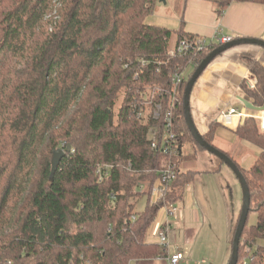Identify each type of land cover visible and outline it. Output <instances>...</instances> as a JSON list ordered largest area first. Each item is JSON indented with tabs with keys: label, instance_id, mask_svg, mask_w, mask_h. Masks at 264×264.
Segmentation results:
<instances>
[{
	"label": "trees",
	"instance_id": "1",
	"mask_svg": "<svg viewBox=\"0 0 264 264\" xmlns=\"http://www.w3.org/2000/svg\"><path fill=\"white\" fill-rule=\"evenodd\" d=\"M53 1L0 0V264L165 258L163 247L146 240L158 214L149 191L169 161L178 172L166 204L180 202L195 177L177 166L182 140L195 143L182 98L187 80L218 44L170 56L172 39L176 46L196 38L183 23L175 30L147 23L158 0H57L56 20L47 18ZM185 1L173 2L180 17ZM231 1L217 2L219 15ZM240 59L254 78L252 88L245 81L240 88L263 107L264 69L250 55ZM184 68L191 70L179 90L175 127L185 134L175 131L177 150L170 157L150 148L148 129L156 123L151 104L145 105L161 102L165 109L170 77ZM217 127L202 135L212 146ZM235 134L259 149L248 169L227 155L247 183L249 214H256L243 230L237 264H264V132L248 118ZM68 145L71 152L51 179L52 154ZM142 196L146 205L137 212Z\"/></svg>",
	"mask_w": 264,
	"mask_h": 264
},
{
	"label": "crops",
	"instance_id": "2",
	"mask_svg": "<svg viewBox=\"0 0 264 264\" xmlns=\"http://www.w3.org/2000/svg\"><path fill=\"white\" fill-rule=\"evenodd\" d=\"M220 1L186 0L179 27L183 23L184 31L193 35L196 40H209L211 42L213 37L216 36L217 38H250L264 42V5L251 0H232L223 13L219 15L217 2ZM173 47L175 45L171 44V49ZM242 55H250L264 69L263 48L251 45L231 48L215 58L205 69L194 85L190 97L191 116L198 132L204 135L212 124H218L219 127L215 131L212 144L224 153L225 150L238 142L235 131L242 124V120L234 118L230 125H222L219 122L220 113L230 108H234L241 113L245 108L240 100L244 99L251 102L240 88L241 83L244 81L249 87L254 85V78L250 74L249 66L240 59ZM246 114L255 117L259 113L246 110ZM256 154L258 155L259 151ZM257 155L247 153L240 157L239 162H235L242 169H248L254 163ZM207 160L213 163L210 158H207ZM223 166L217 164L215 171H206L204 175H207V178L201 176V172L193 171L196 172L195 177L184 188L182 200L176 203V213L170 216L163 212L157 214L153 223L155 232L161 225L168 223V234L172 230L179 231V235L185 238L187 243L191 241L190 238L193 232L194 239L204 234L206 226L211 228L208 219L210 211L209 194L220 191L215 185L212 188L211 183H206L205 180L210 182V179L214 178L215 175L223 173L234 182L229 176V170H226L227 168ZM220 187L221 192H226L228 198L230 197L231 203L230 209L226 206V210H222L220 219L225 224V230L222 232L221 242L219 241V250L224 258L223 264H227L229 260L227 252L230 250L229 240L235 216L232 204V192L234 191L227 186V181L224 186L220 185ZM236 193V201L234 202L239 205V193ZM154 229L152 232L148 231L146 237L148 243L156 244ZM169 243V253H181L178 251L179 247H172ZM155 261L159 262L160 260L155 259ZM180 264H187L184 256Z\"/></svg>",
	"mask_w": 264,
	"mask_h": 264
},
{
	"label": "rangeland",
	"instance_id": "3",
	"mask_svg": "<svg viewBox=\"0 0 264 264\" xmlns=\"http://www.w3.org/2000/svg\"><path fill=\"white\" fill-rule=\"evenodd\" d=\"M60 8L59 1L57 0L53 1V7L52 12L49 13V16L47 18H53L57 13V10ZM180 10L182 8L180 7ZM181 14L178 11V9H175L173 0H158L155 4L152 12L148 15L146 22L152 25H157L161 27H166L171 30H175L176 28H179V23L182 21L180 17ZM209 43V40L207 41ZM171 44H174V39L171 40ZM191 68H188L184 74L185 78L187 74L190 72ZM182 126V123L180 124ZM219 127V126H218ZM217 127V128H218ZM217 130V129H216ZM177 131L179 134L183 135L185 134L183 130L180 128L177 129L174 128V132ZM176 133V132H175ZM238 142L225 150V153L231 157L234 161L239 162L240 157H243L245 154L250 153L252 155H257L256 153L259 151L258 148L251 144L244 143L245 141H242L238 139ZM214 141V137L212 139V143ZM256 157V156H254ZM207 158H210V160L213 163H210V161L207 160ZM217 164L224 165L220 160H218L216 157L202 149L201 147L197 146L195 143L191 141L182 140V148H181V155L177 157V166L181 171H199L201 172V176H207L204 175L206 171H215ZM225 166V165H224ZM223 166V167H224ZM224 168H227L226 166ZM226 170H229L228 168ZM229 176L234 180V182L228 177L227 175H224L223 173H219L215 175L214 178L210 179V182L208 180H205L206 183H211V186L215 185L220 192H211L209 194V216L208 219L211 224V228L206 226V229L204 231V234L200 237H196L193 239V234L191 235V238L189 242H185V238H182L179 235V231L172 230L170 234H168V242L173 247H179L178 251L181 252L184 256V258L187 261V264H223L224 258L221 255L219 244L221 242L222 232L225 230L224 222H221V214L222 210H226L227 208L230 209L231 203H230V197L228 198V195L225 194L226 192H221V186H224L225 182L227 181V186L232 189L234 192H232V204L233 208L235 210V216H234V222L232 224L231 228V236L235 229L237 219L239 217L240 213V207H241V190L239 183L237 179L234 177V175L229 170ZM207 178V177H206ZM216 188V189H217ZM215 189V190H216ZM227 191V189H225ZM239 193V205H237L234 201H236V195ZM229 204V205H228ZM146 205V198L144 196L140 197L136 202L135 211H142L144 206ZM220 215V217H219ZM256 221V214L250 213L247 220V226L253 225ZM156 228V226H155ZM154 229V224L150 227L149 231L152 232ZM155 232V229H154ZM182 234V233H180ZM220 241V242H219ZM157 243V240L155 241ZM230 253L227 252V258ZM134 264V263H131ZM138 264H166L165 260L155 261H141Z\"/></svg>",
	"mask_w": 264,
	"mask_h": 264
},
{
	"label": "built area",
	"instance_id": "4",
	"mask_svg": "<svg viewBox=\"0 0 264 264\" xmlns=\"http://www.w3.org/2000/svg\"><path fill=\"white\" fill-rule=\"evenodd\" d=\"M232 37H221L217 38L213 37L211 42H207L206 40H196L194 42H190L187 40H181L178 44L169 50L170 56L181 55L187 52H193L195 54L198 51L203 50L205 47L211 44L224 45L231 42ZM187 68H184L180 72H176L170 77V83L172 86V94L168 101V106L164 109L163 104L161 102H147V105L150 104L149 115L152 121L156 124L151 126L148 129L147 140L149 141L150 148L152 150H158L164 155H168L170 157L175 156V151L177 150V140L176 134L174 132L175 127V110L176 104L178 103V95L181 85L185 80V72ZM137 78V76H135ZM250 86V88H252ZM143 113H139L138 116H142ZM234 118H238L242 120V123L248 119L253 118L258 121V126L261 132H264V111L260 112L257 116H249L243 115L238 112L234 108H230L228 110H224L219 115V122L222 125H230L233 122ZM159 123V125H158ZM176 166L172 164V162H168L165 164L160 170L159 177L152 185L149 191V204L151 206L158 207V213H165L166 215H173L177 211V204L168 205L165 203V199L167 196V189L170 183L176 178L177 175ZM103 171L101 168H98L97 174L99 175V180L101 181ZM106 176V173L104 172ZM140 191L144 190L143 186H140ZM168 223L163 224L158 228L155 232V237L159 246L163 247L167 255L165 258H157L158 260H165L166 264H180L183 260V255L181 253L171 254L168 252Z\"/></svg>",
	"mask_w": 264,
	"mask_h": 264
},
{
	"label": "water",
	"instance_id": "5",
	"mask_svg": "<svg viewBox=\"0 0 264 264\" xmlns=\"http://www.w3.org/2000/svg\"><path fill=\"white\" fill-rule=\"evenodd\" d=\"M164 2V0H162ZM244 45H251V46H257L264 49V42L262 40L257 39H250V38H235L231 42L220 45L214 50H212L196 67L194 70L192 76L189 80H187L184 88L183 98H182V108H183V117L184 122L186 125V128L188 132L190 133L192 139L195 141V143L216 157L218 160H220L234 175V177L237 179L240 190H241V207H240V213L239 217L237 219V223L234 229V234L232 238V245L230 249V256L227 264H237L238 262V250H239V242L240 238L242 236L243 230L245 228V225L248 220L249 212H250V193L247 186V183L239 170V168L236 166V164L225 154L224 152L220 151L216 147L208 144L202 137V135L198 132L197 128L195 127V124L193 122L192 116H191V110H190V97L191 92L193 90L194 85L196 84L197 80L200 78L202 73L205 71V69L213 62L215 58H217L219 55L224 53L225 51L237 47V46H244ZM241 103L244 106V110L241 112L243 115L246 114V110L253 111L255 113H260L264 111L263 107H256L251 102L247 100H240ZM71 152V146L68 145L65 150L57 149L53 152L51 157V170H50V178L52 179L55 172L57 171L61 159L68 153Z\"/></svg>",
	"mask_w": 264,
	"mask_h": 264
}]
</instances>
